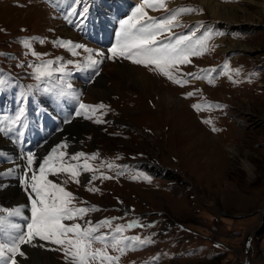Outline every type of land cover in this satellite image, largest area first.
<instances>
[{
	"label": "rangeland",
	"instance_id": "1",
	"mask_svg": "<svg viewBox=\"0 0 264 264\" xmlns=\"http://www.w3.org/2000/svg\"><path fill=\"white\" fill-rule=\"evenodd\" d=\"M177 1L184 2L183 5L192 2L191 0ZM215 1L224 6L246 7L244 5L246 0L242 2L241 0ZM136 2L143 3V0H136ZM192 3L197 4L199 17L212 18L204 5L194 1ZM131 4L130 7L140 6L135 2ZM198 4L204 12H201ZM247 9L249 15L254 17L252 22L239 20L238 23L231 24V27L234 26L233 30L217 20L220 25L231 31L224 32L230 36L220 35L222 38L216 42L219 45L214 43L217 52L207 51L205 48L201 55L189 58L190 61H201L204 53L207 52L211 61L219 60L222 62L221 69L231 74L233 81L229 80V76L222 78V83L216 87L201 82V85L205 87L206 95L210 98L208 102L202 99L199 102L193 100L194 90L191 86H195L191 82L189 83L191 86L185 90L183 86L177 85L152 68L159 79L142 69L141 65L134 64L128 59L111 57L110 62L114 64H125L127 68L143 70L151 78L159 81L165 92L175 94L186 104L171 108L161 105L159 109L156 108L158 96L152 93L148 94L149 97L139 96V103L138 91L127 89L123 83L111 77L103 81L107 94L100 98L95 96V100L86 99L87 93L83 90L94 85L96 80L104 74L105 65H103L101 74L99 73L97 77L89 75L88 72L85 73L86 76H83L82 72L61 76L66 85L71 84L70 89H63L70 95L58 96L57 93L61 91V88L56 87L43 95L41 108L23 105L22 110L27 113L51 116L50 109L47 108L49 106L55 112V115L51 116L53 120H57V117L64 120L65 109L79 101L91 106L102 102L104 107L99 108L97 112L103 117L109 115L106 113L107 109L111 110L110 117L118 124H112V127L106 130L98 126L97 121H92L94 125L88 121L86 117L90 114L91 108L84 109V112H81L82 114L74 120V122L78 120L94 127L87 130L81 139V148L85 151H100L98 154H92L97 156V159L87 160L93 170L83 171L81 167L80 174L76 178L80 181L79 183H76L67 173L63 176L62 173L59 176L51 174L48 176L51 175L53 182L60 183L64 188L66 186L69 192L72 190L76 192L78 196L74 202L85 200L89 204L90 201L92 208L95 209L97 207L94 205L97 202L101 206L94 214V211H91L83 220L71 221L70 224L80 223L87 226V221L97 224L106 219L111 220V228H103L98 233L109 236L120 225L126 226L129 223L138 222L143 226L127 229L123 235L139 237L145 241L150 240L151 243L129 247L123 255L110 250L111 255L120 257L119 264H264V18H258L254 8ZM51 14L52 10L44 0H0V66L13 72L19 81H24L23 72L28 70L30 76L27 77L26 83L30 87H36L38 84L35 83V66L45 62L32 63L29 60L18 64L19 67L25 68L22 71L16 72L15 68L22 57L25 60L30 59L33 52L36 53L35 47L39 44L45 45V41L41 39L36 43L31 38L22 41L19 38L40 33L49 35L51 40H57L56 34L58 35L59 29L64 26L52 19L49 16ZM103 16L111 17L110 11ZM191 18L196 19L198 16L193 15ZM90 20L95 21L93 17H90L88 22ZM109 23L118 27L117 24ZM110 25L108 30L111 28ZM198 30V28L193 30L196 35V38L192 39L193 43L205 36L206 31L198 34ZM234 30L237 32H233ZM224 40L245 45L249 49L236 46L228 52L224 51L227 48L223 43ZM25 41L31 44L30 48L25 47ZM108 41L110 39L106 40V45ZM61 51H65L63 46H55L56 55H53V59L58 66H53L54 71L56 67L69 66V62L56 59ZM229 52H233V59L223 56ZM94 58L99 59V56ZM206 60L209 61L208 58ZM79 65L89 70L98 69L87 67L88 56L80 58ZM235 65L247 71L242 74V76L247 74L243 81L235 78L232 71ZM191 73L188 64H180L173 69V74L178 79L187 82ZM81 75L84 80H81ZM2 76L0 93L5 94L9 89L5 90L8 85H4V81L9 82V77L6 74ZM72 81L79 83L77 94L72 89L74 84ZM64 97L70 100L66 101ZM214 98L221 100L217 101ZM224 101L229 110L227 116L223 114ZM195 105L202 106V109L198 111ZM53 106H58V109L54 110ZM176 107L179 111H175L178 109ZM239 111L245 113L243 121H246L247 125L240 121L236 122L235 114ZM10 114L9 110L0 108V129H3L2 121L6 127L5 130L0 131V139L9 141L11 145L0 144V161L2 160L3 165L16 164L19 161V158H16V150L24 154L29 150L30 145L35 143V139L29 135V127L26 126L28 121L23 122L21 117L16 121V124L21 126V130L17 133L16 131L19 130L17 126L5 122L10 121ZM16 116L19 115L16 114ZM11 119L16 120V117L11 116ZM205 121H211V123H205ZM213 127L216 131H213ZM30 131L32 134L36 132L32 129ZM8 132L10 135H7ZM64 134L72 142V135L66 134V129L59 138ZM56 138L55 143L58 141L57 134ZM60 141L62 145L67 146V140ZM43 143L46 144L47 139L43 138ZM54 147L51 146V148ZM64 149L66 147H62L61 151L67 152ZM232 149L236 150V155L231 152ZM75 151L71 152L75 153ZM51 152L52 150L45 157ZM117 153L124 154L129 160L138 158L154 164L150 167L146 165L147 171L162 168L169 169V172L167 176L154 178L142 174L146 182L150 184L116 179L112 168L105 171L106 165L110 162L102 155L114 157ZM12 154L14 157L11 156ZM35 157L33 167L40 162L37 161V156ZM64 160L68 164L78 163L66 156ZM247 165L252 169H249ZM17 168H13V175L10 174L7 181L2 182L0 178V184L6 185L13 179L19 186ZM107 176L111 179H105ZM21 193L28 207L23 210L27 215L23 216L30 217L28 209L31 208V199H27L22 191ZM23 199L20 198V202H23ZM0 210H6V206L0 205ZM7 211H3V214ZM22 219V217L9 216L5 218L6 221L11 220L9 223L26 224ZM156 219L157 225H163L161 232L154 223ZM68 222L70 221H65L66 224ZM155 231L157 234L152 235ZM13 234L15 233L10 227L0 232V243L8 242L10 235ZM42 244L45 255L47 254L60 264H69L64 252L59 250L57 245L44 241ZM96 247L100 245L97 244Z\"/></svg>",
	"mask_w": 264,
	"mask_h": 264
},
{
	"label": "snow or ice",
	"instance_id": "2",
	"mask_svg": "<svg viewBox=\"0 0 264 264\" xmlns=\"http://www.w3.org/2000/svg\"><path fill=\"white\" fill-rule=\"evenodd\" d=\"M168 0H143V4L136 7L130 16L120 21L119 32L117 33L116 44L109 49L111 57H120L128 59L134 64L150 67L159 74L166 76L174 83L183 86L187 81L178 79L173 74V69L177 65L191 63V56L201 55L206 48L208 36L201 40L192 42L191 35H181L175 39H168L164 42L165 34L171 33L172 29L177 26V21L181 15L191 14L196 12L194 8H181L175 11L167 7ZM152 10H163L168 12L169 15L162 19H154L150 17L145 8ZM87 12V9H84ZM25 47L30 48L31 44L27 41L24 42ZM71 46L73 49L83 47L79 45H72V42H60V46ZM90 54L88 56L87 67L97 69L102 63L101 59L94 57H103V52L93 53L90 49H85ZM75 53V51L73 52ZM33 55H37L33 52ZM39 58V57H38ZM54 62L48 61L39 66H35L34 76L37 80L43 82L45 78H51L53 75ZM227 67V66H226ZM62 75H67L65 69L60 67L56 69ZM195 79H204L203 76L192 74ZM212 82L211 80L209 81ZM67 88H71V84H67ZM48 92V88L42 89ZM58 96L70 95L61 89L57 93ZM191 95V94H190ZM103 108V105L99 106ZM198 111L202 106H194ZM210 107V106H209ZM80 109L93 108L91 105L81 103ZM82 113L76 112L79 116ZM91 118V117H86ZM19 120L12 123L15 124ZM99 123V121H97ZM211 123V121H205ZM3 129H0L2 131ZM213 131L216 129L213 127ZM59 147H66L61 145ZM65 153L58 152V149H53L52 154L43 159V162L36 166L33 171V165L36 157L34 153H29L25 159L26 171L21 176L22 183L27 191L31 189L34 198L30 194L31 199V216H23L20 208L7 211L9 217H22L26 224L8 223L3 218H0V229L5 224H8L15 234L10 235L9 241L0 243V260L4 264H20L17 257L27 259L26 251L23 249L24 245L30 247H37L36 241H44L52 245H57L59 250H62L67 257L69 264H119V256L110 254V250L119 252L121 255L126 254L129 247L135 245H144L151 243L150 240H141L139 237H125L123 233L127 229L134 227H143L138 222H132L126 226L120 225L115 228L114 233L109 236L108 234H98L103 228H111V220H103L97 224H92L87 221L86 225L80 223L66 224L65 221L83 220L90 211H98L95 208L76 207L74 201L77 199L72 192L67 191L60 183L53 182L48 179V175L59 176L61 173L69 174L76 183V179L80 174L82 167L83 171H92L91 165L87 163V159H97V156L86 158L84 164H68L64 160ZM84 153L73 155L72 160L79 161L84 158ZM111 167V165H109ZM31 172V176L28 175ZM11 174V171L9 172ZM111 179V177H105ZM92 191L93 189H89ZM99 244L100 247H96ZM43 246V245H39Z\"/></svg>",
	"mask_w": 264,
	"mask_h": 264
},
{
	"label": "bare ground",
	"instance_id": "3",
	"mask_svg": "<svg viewBox=\"0 0 264 264\" xmlns=\"http://www.w3.org/2000/svg\"><path fill=\"white\" fill-rule=\"evenodd\" d=\"M90 1H91V4L94 3L95 5H98V6L100 5V7L105 5L108 8H110L111 5H114V7L110 9L111 17L103 16L102 13H100V12H98L97 14H92V15L85 14L86 12H84V13L80 12L78 15L81 17L80 21H73L72 22V24L74 25L73 26L74 30H71V28H69V27H62V28L59 27L60 29H59L58 36H62L66 39H72V40L76 39L78 37L80 42L82 44H85L87 48L96 49L98 44L101 45V39L98 35L96 27H92L93 32H94L93 35H91L90 32H87V31L82 32L81 31L82 28H85V25L87 26L89 18L93 17L95 20L93 22L98 24L97 25L98 29H101L103 27V25H104L103 21L104 20H107L111 23L118 25V27H116L115 25H110V27H111L110 30H114L116 32L115 39H114L115 44H116L117 33L119 32L120 21L122 20V19H119V17L123 16L124 14H131L132 11L136 7H138V6L133 7L134 5L132 7H130L132 5L131 3H134V2L137 4H139V3L136 2V0H129L130 2H128L127 0H67V5H70L74 8L83 9V3H85V2L90 3ZM191 1L192 2L193 1L198 2L201 5H204L205 8L207 9L208 14L213 19L222 21L223 25H225L227 28H230V29L234 28V26L233 27H231V26L234 25L235 23H238L239 20L252 22L254 17H251L249 15V10L247 9L248 7H252L256 10L255 13L257 14L258 18L259 17L264 18V0H246V1L241 0V2L244 1V5H246V7H241L239 5H225L224 6V5H221L218 2H216L215 0H191ZM58 2L61 3V1H59V0H58ZM92 10H93V4H92ZM263 18H261V19H263ZM193 19H195V18H193ZM89 39H91V41H89ZM106 40H108V37ZM223 43L226 44L227 48L224 51H227V52L229 50L235 49L236 46L242 47L243 49H249L245 45L242 46L241 44L233 43L230 40H224ZM104 65H105L104 70H103L104 74L96 80L94 85L92 84V86L85 88V90H83L87 93L86 99L88 98L91 100H95L94 99L95 96H99V98H100V97L104 96L105 94H107V90L105 88V83L103 81L106 80L107 77H111V79L118 81L120 83H123L127 89H129V90L132 89L134 91L135 90L138 91V93H139V94H137L138 102H139V98H140L139 96L149 97V95L152 93L154 96L155 95L158 96V101L156 102V106H158V107H156V108L160 109L161 105H167V107H169V108L175 107L176 105H179L180 107L184 106L185 102L179 100L175 94H173L171 92H165L162 89L161 83L159 81L151 78L143 70H139L138 68L135 69V68H131V67L127 68V66L125 64H123V65L114 64L112 62H105ZM100 74H101V72H100ZM178 107H176V108H178ZM177 110L179 111V108L175 109V111H177ZM172 113H173V111H172ZM244 115H245V113L242 111L237 112L235 114V116L237 118L236 122L240 121L244 125H247V122L243 121V120H245ZM12 117L17 118L16 115H14ZM19 119H20V116H19ZM74 120L71 123H69V125H67L65 129H66V134L72 135V137H71V139H72L71 150L77 151V150H79V148H81V139H83L82 138L83 134L89 129H94V127L90 126L87 123H81L78 120L76 122H74ZM13 126H17L19 128V130L16 131L17 133L21 130V128H20L21 126H18L16 123L13 124ZM7 135H10L9 132L7 133ZM10 137L11 136H9V138ZM68 137L70 138V136H68ZM0 144H5L6 146H11L9 141H5L3 139H0ZM235 151L236 150H234V149L231 150V152H234V154L236 155L237 153ZM15 154H16V158H19L21 155H23V153L19 152L18 149L16 150ZM235 155H233V156H235ZM11 156L14 157V154H12ZM16 158H14V159H16ZM1 159H3V158H1ZM11 160H13V159H11ZM1 162H2V160L0 161V178L3 182V181H7L9 179V175H10L9 172L10 171H11V174L13 175L12 170H13V168L18 167L17 166L18 162L16 161L17 163L12 164V165H3V162L2 163ZM247 167L249 169H252L251 167H249V165H247ZM15 184L16 183L13 181H10L8 184L6 183V185L0 184V185H3L0 187V205H5L6 210L13 209V208H15V209L20 208L23 212L24 209L28 208L26 206L27 202H25V200L23 199V197L21 195L22 194L21 191L19 189H17ZM20 198L23 199V202H20ZM1 217L3 219H5L7 217V212L5 214H3V211H1L0 212V218ZM22 220H21V223H23V222L27 223V221L23 220V222H22ZM7 228L9 229L8 226L3 227L2 229H0V232H2L3 230H6ZM36 243L38 245L37 247H30L28 245H24L23 249L26 251L27 259L17 257L20 264H60V263H58V261L57 262L54 261L52 258L48 257L47 254L45 255L43 253V250L39 246V245H41V241L37 240ZM1 263L4 264V261L0 260V264Z\"/></svg>",
	"mask_w": 264,
	"mask_h": 264
},
{
	"label": "trees",
	"instance_id": "4",
	"mask_svg": "<svg viewBox=\"0 0 264 264\" xmlns=\"http://www.w3.org/2000/svg\"><path fill=\"white\" fill-rule=\"evenodd\" d=\"M135 160V158L134 159H131L130 161H134Z\"/></svg>",
	"mask_w": 264,
	"mask_h": 264
}]
</instances>
